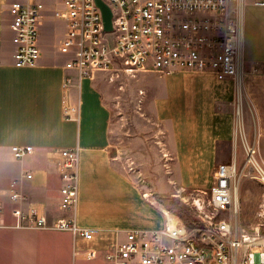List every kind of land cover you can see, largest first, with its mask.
Returning <instances> with one entry per match:
<instances>
[{
	"label": "crops",
	"instance_id": "1",
	"mask_svg": "<svg viewBox=\"0 0 264 264\" xmlns=\"http://www.w3.org/2000/svg\"><path fill=\"white\" fill-rule=\"evenodd\" d=\"M248 0L244 7L245 35L241 47V83L218 80L211 73L177 71L159 74L154 80L151 111L170 129L169 137L177 166V183L203 190L212 186L217 163L230 161L233 122L241 102L244 129L251 143L264 149V5ZM10 0H0V188L17 181L26 196L21 207L45 208L58 218L61 179L56 165L63 149L79 150L80 225L98 232L92 242L72 232L46 228L15 227L7 204L0 226V264H80L83 261L114 264L107 260L108 247L134 230L161 229L164 215L150 203L139 184L115 162L111 142V112L104 100L99 73L81 78L68 68L73 57L61 51L62 40L48 41L40 24L41 58L34 66L17 67L13 58ZM47 9V6H46ZM206 79V88H203ZM201 82V89L195 84ZM66 108H78L67 118ZM32 146L33 152L15 160L12 146ZM233 157H235L233 155ZM236 158V157H235ZM26 173H32L28 179ZM135 208L136 221L127 218L96 221V203ZM94 247L95 260L84 258L83 249ZM262 247L255 248L256 252Z\"/></svg>",
	"mask_w": 264,
	"mask_h": 264
},
{
	"label": "built area",
	"instance_id": "2",
	"mask_svg": "<svg viewBox=\"0 0 264 264\" xmlns=\"http://www.w3.org/2000/svg\"><path fill=\"white\" fill-rule=\"evenodd\" d=\"M112 11L110 31L105 29L96 0H61L63 8L53 13L66 24L61 51L72 54L68 68L81 78L98 72L154 70L211 73L218 80L241 83V47L245 35L244 7L248 0H103ZM264 5V0L254 1ZM44 0H10L13 58L17 67L34 66L41 58L40 24ZM241 112V114H240ZM78 108H66L67 118ZM235 114L244 129L240 101ZM245 131V130H244ZM248 143V141L246 140ZM15 160L33 152L32 146H12ZM248 165L257 164V146L246 149ZM61 179L59 210L53 218L45 208L21 207L26 200L17 181L0 188V226L7 204L18 229L36 227L70 231L92 242L95 228L81 226L76 218L79 201V150L63 149L56 160ZM236 163H219L206 202L197 201L198 215L191 224L169 218L155 231L134 230L114 241L106 254L114 264H264V241L240 228L237 220ZM264 174L261 180L264 181ZM31 179L32 173H26ZM263 250L256 252L255 248ZM84 258L95 260L94 247L83 249Z\"/></svg>",
	"mask_w": 264,
	"mask_h": 264
},
{
	"label": "rangeland",
	"instance_id": "3",
	"mask_svg": "<svg viewBox=\"0 0 264 264\" xmlns=\"http://www.w3.org/2000/svg\"><path fill=\"white\" fill-rule=\"evenodd\" d=\"M47 6V18L41 33L52 43L63 37L66 24L53 13L55 7L63 8L61 0H44ZM154 70L100 72L104 100L111 112V142L114 162L129 173L141 187L145 198L156 205L164 215L161 227L171 218L191 224L197 218V201L206 202L205 193L211 186H205V192L187 188L177 183L176 160L171 149L170 129L151 111L154 98V80L159 77ZM195 84L201 89V82ZM203 88H206L204 79ZM201 89L205 94V90ZM234 103H237L235 97ZM241 123L234 116L233 145L224 146L230 152V161L219 163H237L236 182L239 184L238 224L247 233L258 236L264 241V149L257 148L255 167L246 161V149L253 143L246 137ZM248 141V143L246 142ZM258 147V146H257ZM233 155L236 157H233ZM217 166V165H216ZM96 221L108 222L112 219L127 218L130 224L137 208L130 205H112L107 200L98 201ZM82 226V225H81ZM84 227V226H83ZM80 264H91L80 258ZM102 264V263H93Z\"/></svg>",
	"mask_w": 264,
	"mask_h": 264
},
{
	"label": "water",
	"instance_id": "4",
	"mask_svg": "<svg viewBox=\"0 0 264 264\" xmlns=\"http://www.w3.org/2000/svg\"><path fill=\"white\" fill-rule=\"evenodd\" d=\"M97 5L101 8L102 13H103V18L105 22V29L107 31L112 30L113 25H112V11L108 7V5L103 1V0H96Z\"/></svg>",
	"mask_w": 264,
	"mask_h": 264
},
{
	"label": "bare ground",
	"instance_id": "5",
	"mask_svg": "<svg viewBox=\"0 0 264 264\" xmlns=\"http://www.w3.org/2000/svg\"><path fill=\"white\" fill-rule=\"evenodd\" d=\"M240 85V84H239ZM240 106H241V102H240ZM240 114H241V112H240ZM236 165H237V163H236ZM264 177V176H263ZM237 188H238V193L236 194L237 196H236V201H237V203H239V186L237 185Z\"/></svg>",
	"mask_w": 264,
	"mask_h": 264
}]
</instances>
